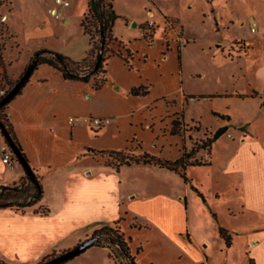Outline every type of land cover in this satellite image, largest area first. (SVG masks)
Masks as SVG:
<instances>
[{
	"label": "rangeland",
	"instance_id": "obj_1",
	"mask_svg": "<svg viewBox=\"0 0 264 264\" xmlns=\"http://www.w3.org/2000/svg\"><path fill=\"white\" fill-rule=\"evenodd\" d=\"M67 1L70 3V8L62 12L64 20L55 21L53 13L60 9L54 4V0H0V6H3L1 12L7 15V19L5 17L1 21L0 14V45L4 48L3 60L8 62L5 63V73L7 71L8 76L18 77L25 67L27 56L38 47V44L53 47L63 55H70L76 60L85 57L89 38L83 33L80 20L85 14L87 0ZM107 4L108 1H105V5ZM172 7L173 13L177 15L175 17L183 26L186 39H194V42H189L187 46L183 87L185 93L197 95L194 98L185 96L182 108L169 111L163 118L161 130H166L163 133L166 138L165 151L171 152L170 155L173 156L177 152L178 157L184 155V161L187 164L203 166L210 162L208 151L202 149L203 143L212 135L214 136L224 123L220 117L221 114L231 118V125L226 121L229 125L227 124L225 136L222 138L219 136V142L212 147L210 177L213 176V180L205 184L207 180L198 171V179L204 182L203 188L199 189L204 197V203L193 191L190 192L194 195L187 197L190 223L199 236L206 234L208 226V219L201 212L210 208L217 215L212 227L214 241L206 250L202 246L197 247L194 255L182 254L181 260H178L160 236L162 232L154 215L160 207L173 208L171 195L160 194L162 200H158L154 192L144 197L140 196L141 192L134 199H127L126 193L130 189H136L135 184L141 179V182L145 181L141 177L143 175H139L140 173L138 174L131 167H123L121 173L109 168L111 173L109 181H102L105 176L103 174H99L93 181L81 177V180L74 183L73 194H66L64 192L66 175L64 168L60 167L54 173L55 177L46 173L40 175L43 194L41 201L35 207L45 206L49 209L48 216L40 218L30 213V217L24 218L17 213L10 215L0 210V223H10L17 231L8 237L6 247L8 244L20 243L39 254L38 256L48 252L45 255L49 256L45 260L48 262L93 238V233H90L76 244L67 247L78 235L92 232L99 223L104 222L121 233L120 225L126 226V221L129 219L130 225L136 224L142 228L135 235L137 243L134 242L142 250L139 251L135 264L194 262L206 264L207 260L208 264H248V259L255 257L261 261V256L264 254V178L256 183L250 182L251 167L240 164L235 147L225 143L224 137L231 136L228 139L239 140L242 137L241 134L238 135L234 131H237V127L247 120L253 121L255 125L252 129L259 143L264 147V109L259 108L258 98L199 99L198 95L227 93L248 96L254 90L260 92L258 97L264 105V92H262L264 90V0H185L182 3H172ZM65 20L68 24L64 23ZM252 22L257 25L256 33L250 31ZM85 25L90 31L94 47H98L100 43L95 30L96 24L90 15L86 18ZM174 25V22H166V40L169 39V27H175ZM148 29L145 31V38L153 42L154 33L152 32L155 31V27ZM148 36L150 38H147ZM107 48L109 51L111 48L116 53V44L113 41ZM122 55L126 57L123 52ZM0 70H2L1 67ZM102 78L101 73L97 75L98 80ZM8 82V77L3 78L0 72V91H2L0 96L9 92L16 83L13 82L9 86ZM176 102L179 106L180 101L176 100ZM166 104L172 106L173 102ZM172 121L176 123L175 131L178 138L176 142H169L168 131ZM3 141L1 150L5 148V152L8 153L11 150L4 139ZM93 143L94 148L108 149L113 146L107 138H101L99 142L93 141ZM168 143L172 145L170 148H167ZM135 152L124 150L119 154L108 151L101 153V156L107 163L116 165L126 158L140 156ZM13 168L14 166L6 167L7 171L0 169L1 185L10 186L20 182ZM77 170L81 175V168ZM23 174L21 180L25 183L26 175ZM187 177L193 185L191 178L188 175ZM178 179V176L175 177L176 181ZM242 180L246 182V194L239 187V182ZM181 183L184 186L183 181ZM145 186L151 188L148 181L144 182ZM252 190L258 194V197L251 198ZM176 191L178 192V188ZM216 191L221 194L218 199L212 196ZM182 192L185 193L184 189ZM182 199H185L184 194ZM117 201H119L118 207H116ZM181 202L183 206V201ZM93 211L100 213L101 217L95 218ZM117 212L119 216L112 223ZM132 218H136V221L130 220ZM218 225L232 234L230 248H226L224 242L219 239L218 232L216 233ZM253 235L257 237L251 238ZM95 237L108 246L106 235ZM250 240L259 241V245L248 249L246 245ZM102 252L100 249H87L64 264H106L103 259L106 253ZM203 252L206 254V259L202 255ZM131 254L133 255L132 252ZM45 256L28 262L13 261L11 263L0 258V262L2 264H38Z\"/></svg>",
	"mask_w": 264,
	"mask_h": 264
},
{
	"label": "crops",
	"instance_id": "obj_2",
	"mask_svg": "<svg viewBox=\"0 0 264 264\" xmlns=\"http://www.w3.org/2000/svg\"><path fill=\"white\" fill-rule=\"evenodd\" d=\"M183 1L185 0H112L114 12L119 16V18L114 21L112 27V35L115 39L113 42L116 44L117 50H115L116 53H114V50L110 48L109 54L106 55L104 64L106 73L103 76L106 82L104 85L100 89L95 90L93 87V79H90L87 83L65 80L61 72L51 66L43 64L37 67L28 79V82L21 89V92L4 110V114L12 127L13 133L27 162L40 182L41 174H52V176L55 177L54 173L56 170H59L60 167L64 168V173L66 175L64 179V192L66 194H73L75 191L74 183L77 180H81V177L93 181L97 179L99 174H103L105 176L102 181H109L111 175L109 168L116 170L117 173H121L123 167H131L135 172L138 174L140 173L139 175L142 174L143 176L141 177L144 178L145 181L141 182L142 179L138 181L135 184L136 189H130L126 193L125 196H127V199L132 200L141 192V197L148 196V194L154 192L157 194L158 200H162L160 194L163 195L166 193L171 195L173 208L160 207L154 212V215L157 219L156 223L162 232L160 236L170 247L172 253H175L178 260H181L182 254L187 256L194 255L197 247L199 248L202 246L205 250L209 247L210 243L214 241V234L212 233L214 230L212 227H214L213 220L215 221V219L213 215H215V217H217V215L210 208H206L204 212L200 211L208 219V226L206 234L202 237L199 236L196 229H194L190 223L188 209L189 201L187 197L195 194L198 199L200 198L191 189L189 184L183 182V186L181 183L183 180L179 175L157 166L143 164L119 166L118 169H115L113 164L109 165L107 161L102 158L101 153L132 150L140 155L149 154L151 156H159L158 158L163 160L175 161L180 158L178 157V152L173 156L170 155L171 152L165 151L166 138H164L163 133L166 132V130H161V122L169 111L182 108L181 105L185 96L192 98L197 95L185 93L183 87V70L186 67L185 57L188 52L187 46L194 42V39H186L183 26L180 25L175 17L177 15L173 13L172 3H182ZM68 8H70V6ZM68 8L59 9L63 12ZM1 9H3V6H0L2 21L5 17L7 19V15L6 13L3 15ZM212 13H214V11H212ZM167 21L175 23V27H169L168 29V40L165 39ZM64 23H67V21L65 20ZM132 24H135V27H132ZM3 25L8 28L5 23H3ZM152 26L155 27V31L152 32V34L154 33V41L149 42L145 38V31L149 30L148 28ZM147 38H150V36ZM89 49L90 44L88 43V49L85 51L84 55L85 57ZM39 50H49L63 55V53L53 47H46L42 44H38V47L27 56L25 67L18 77L8 76L6 71L8 80L11 82L17 81L27 68L34 53ZM127 51L130 57H127ZM122 52L126 54V57L122 55ZM63 56L75 62H79L85 58L82 57L76 60L70 55L64 54ZM125 59L127 61H125ZM5 63L8 62L5 61ZM0 72H2V70H0ZM132 90H139V95H133L131 93ZM253 92L256 93L253 98L259 99V108L264 109V105H262V101L258 97V93L260 92L252 90L251 94ZM262 92H264V90ZM1 94L2 91H0V95ZM206 95L219 96L217 98H237L236 96L241 95L243 98L238 99L251 98L249 97L250 95L247 96V94L233 95L227 93L200 94L198 96ZM176 100L180 101L179 106ZM167 102H173V105L167 106ZM221 115L225 116L224 114ZM79 116L107 117L110 118L112 122L109 126L101 130L89 129L79 124L74 126L68 124L69 117ZM227 117L228 119L223 120L224 123L220 128L225 127L228 129L227 122H230L231 125V118L229 116ZM254 125L253 121L247 120L242 125L238 126L237 131L234 132L238 135L241 134L242 137L239 140H232L224 137L226 138L225 143H230L235 147L236 153L239 154L238 160L240 164L248 168L251 167L249 178L251 183H256L258 180L264 178V147L259 143V139L252 129ZM170 130L168 131L169 142H176V139H178L176 137L177 134L171 135ZM224 134L221 135V138L225 136ZM101 138L109 139L113 146L108 149L102 147L94 148L95 145L93 141L99 142ZM3 139L4 137L0 132V169L7 171L6 167L8 166L4 165L1 161V146L4 144ZM217 142H219V139L213 143L212 147ZM171 146V143L167 144V148ZM157 149L158 152H156ZM211 151L212 148L209 152L210 162L207 165L188 166L186 168V175L191 178L193 183L192 186L198 191L202 189V185H204V182L198 179L199 173L207 180L205 184L213 180V176L210 177L212 165ZM13 166L15 168V174L18 175L19 182L24 175V171L18 163H14ZM80 168L81 175L77 170ZM177 176L179 177L178 181L175 180ZM147 181L151 184V188H148V186L144 187V182ZM245 185L246 182H244V180L239 182V187L242 189L243 193L246 192ZM175 187L178 188V192ZM183 189L185 193L182 192ZM211 190L212 188L210 191ZM190 191H193L194 194ZM199 193L201 192L199 191ZM250 193L251 198L258 197V194L253 190ZM183 194L185 199H182ZM220 195L221 194L216 191L212 196L218 199ZM242 196L244 197L243 194ZM181 201H183L184 207ZM200 201L202 200L200 199ZM118 202L119 201L116 203V207L119 206ZM202 203L204 202L202 201ZM1 210H4L5 214L16 215L17 213L18 216L20 215L24 218L30 217L31 213V211L20 213L9 209ZM48 214L49 212L45 216H38L40 218H45ZM93 214L95 218H98V216L101 217V214L97 211H93ZM118 216L119 214L117 212L112 223ZM130 220L136 221V218ZM125 221L126 220H124V222ZM101 223H99L98 227L92 232H84L78 235L73 243L67 245V247L76 244L80 239L93 233L101 226H107L106 223ZM126 223V226L120 225L121 233H123L125 239L129 238L128 247L136 260L139 254H136V251L139 247L138 244H136L135 235L137 231L142 228L136 224L133 226L130 225L129 219ZM219 228L223 227L219 225L216 226V233ZM15 231L12 224L0 223V258L3 261L7 263L13 261L28 262L34 258L39 259L48 253L38 256L39 254L29 250L20 243L8 244L7 248L5 245L6 240ZM255 235L251 238L257 237ZM219 239L221 238L219 237ZM258 245L259 241L250 240L246 247L248 249L251 247L256 248ZM91 248L100 249L106 253V255H103L106 264H117L109 257V250L107 248L99 246H93ZM141 251L142 250H140V252ZM202 255L205 259L207 258L204 252ZM250 259L251 258H249L248 261ZM258 259L255 257L251 260H253L254 264H264V254L261 256V261L260 259L258 261ZM206 264H208V260Z\"/></svg>",
	"mask_w": 264,
	"mask_h": 264
},
{
	"label": "trees",
	"instance_id": "obj_3",
	"mask_svg": "<svg viewBox=\"0 0 264 264\" xmlns=\"http://www.w3.org/2000/svg\"><path fill=\"white\" fill-rule=\"evenodd\" d=\"M105 1H108L107 5H105ZM88 15L91 16V18L94 20L96 24L95 30L99 37V43H101L102 34L104 35V39H105L102 59L96 71L94 70V67H95L97 55L99 53L100 45L98 47H94L90 31L87 29V26L85 25V20L88 17ZM118 18L119 16L116 15L114 12L112 0H87L86 7H85V14L80 20V27L82 28L83 33L88 36L89 44H90V49L87 52L86 57L79 62H75L69 59L68 57L63 56L56 52L49 51V50H39L36 53H34V55L32 56L30 60V63L28 64L29 66L31 62L33 61V59L36 58V63L33 67L32 73L37 69L39 65L45 64L61 72L65 80L81 81V82L87 83L90 79H93L94 89L95 90L100 89L106 82V79L103 77L102 79L98 80L97 75L101 73L104 76L106 73L104 69V64L106 61V54L109 52L107 47L110 42L115 41L112 35V27H113L114 21ZM3 50H4L3 46L0 45V67L2 69V77L4 78L7 76L5 73L6 64H5V61L3 60ZM95 51H96V55H95ZM126 54H127V57H130V54L128 51L126 52ZM125 61L127 60L125 59ZM27 82L28 80L25 82V84ZM12 83L13 82L9 81L7 84L11 86ZM23 86L18 90V92L10 100V102L21 92V89L23 88ZM138 91L139 90H132L131 93L133 95H139ZM7 93L8 92H5L3 96H5ZM255 95L256 93L253 92L249 97L253 98L255 97ZM3 96H0V100L3 98ZM214 97H219V96H198L199 99L214 98ZM236 97L243 98V96L241 95H238ZM10 102H8L6 105L0 108V124L5 129L6 133L8 134L11 141L13 142V144L16 146V148L20 152L21 156L27 162V159L25 155L23 154L22 149L19 143L17 142V139L13 133L12 127L9 124V121L6 115L4 114V110ZM220 117L222 120L228 119L227 116L220 115ZM175 124H176L175 122L172 123V128L170 130L171 135L177 134V132L175 131ZM226 130L227 129L225 127L218 129L217 132L214 134V136L205 140V142L202 145V149L207 150L209 153L212 148L213 143L219 138V136L224 134ZM118 153L120 154L121 152H118ZM108 164L110 165V163ZM133 164L157 166L161 169H165V170L176 173L177 175H179V177L183 180L185 184L190 185L191 189L204 202V198L202 194L199 193V191L191 185L190 180L186 175V168L188 166H200V165L187 164L184 161V155L175 161H169V160H163V159L157 158L156 156H151L149 154H143V155L136 156V157L126 158L123 161H119L116 165H114V167L115 169H118L119 166H130ZM207 164H204V165H207ZM35 178L37 180L36 184H33L27 176H26L25 183L23 180H20L18 184H12L10 186L9 185L4 186L0 184V210L9 209V210L20 212V213L31 211V213L34 215H41V216L47 215V213L49 212L47 208L42 207V206L35 207L41 201L42 194H43L39 178L36 175H35ZM213 217L215 218V215H213ZM218 234H219V237L223 240L225 247L230 248L231 243H232L231 234L223 228L218 229ZM93 235L94 237L99 236V235L107 236L106 240H107L108 246L104 245L98 239H97V242L93 246L107 248L109 250V257H111L117 264H135V257L131 254L130 249L128 247L129 238L125 239L123 233H118L116 230H113V228L109 226H103L99 228L98 230H95L93 232ZM139 251H140V248L137 249L136 254H138ZM47 258H49V256H45L38 264L46 263L45 260ZM248 264H254L253 260L250 259L248 261Z\"/></svg>",
	"mask_w": 264,
	"mask_h": 264
},
{
	"label": "water",
	"instance_id": "obj_4",
	"mask_svg": "<svg viewBox=\"0 0 264 264\" xmlns=\"http://www.w3.org/2000/svg\"><path fill=\"white\" fill-rule=\"evenodd\" d=\"M132 27H135V24H132ZM104 45H105V39H104V35L102 34L99 53L97 55L95 67H94L95 71L97 70V68L101 62ZM35 63H36V58H34L33 61L31 62V64L26 68V70L23 72L22 76L17 80V82L15 83L13 88L5 96H3V98L0 100V108L3 107L4 105H6L8 102H10V100L16 95L18 90L29 79V77L33 71V67H34ZM0 131L3 134L5 142L8 144L10 150L12 151L16 162L22 167L25 175L29 178V180L33 184H36L37 180L35 178L33 171L31 170L29 164L21 156L20 152L18 151L16 146L13 144V142L11 141L10 137L8 136V134L6 133L5 129L3 128V126L1 124H0ZM97 239H98L97 237H93L91 239H88V240L84 241L83 243H81L80 245L73 248L72 250L64 253L61 256H59L58 258H55V259L50 260V261L43 263V264H62L64 262L72 260L73 258L77 257L81 253L85 252L91 246H93L97 242ZM0 264H2V263L0 262Z\"/></svg>",
	"mask_w": 264,
	"mask_h": 264
},
{
	"label": "built area",
	"instance_id": "obj_5",
	"mask_svg": "<svg viewBox=\"0 0 264 264\" xmlns=\"http://www.w3.org/2000/svg\"><path fill=\"white\" fill-rule=\"evenodd\" d=\"M54 4L58 8H68L70 6V3L67 0H54ZM53 19L55 21L63 20L62 12L58 9L53 13ZM256 23L252 22L250 25V31L251 33H254L256 31ZM112 120L107 117H93V116H79V117H69L68 124L70 126H74L76 124L82 125L84 127H87L89 129L94 130H101L111 124ZM228 138H231V136H228ZM6 149L3 148L1 150L2 153V163L8 167H12L14 163H16L15 157L12 154L11 151H8V153L5 152ZM194 264H202V263H194Z\"/></svg>",
	"mask_w": 264,
	"mask_h": 264
}]
</instances>
